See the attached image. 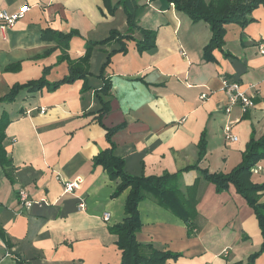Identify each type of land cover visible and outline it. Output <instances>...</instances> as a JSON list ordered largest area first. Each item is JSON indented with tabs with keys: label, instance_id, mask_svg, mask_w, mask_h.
<instances>
[{
	"label": "crops",
	"instance_id": "crops-1",
	"mask_svg": "<svg viewBox=\"0 0 264 264\" xmlns=\"http://www.w3.org/2000/svg\"><path fill=\"white\" fill-rule=\"evenodd\" d=\"M122 1L0 0V11L9 15L26 10L14 27L0 30V98L15 85L67 78L85 57L87 43L104 42L112 32L133 38L96 46L85 79L53 92L24 90L13 103H0V116L9 120L3 142L8 164L0 163V264L121 263L118 237L110 229L124 220L129 191L114 197L120 181L93 163L111 148L107 130L120 127L111 139L115 153L129 175L144 177L196 165L227 174L241 164L251 139L264 136V57L257 48L264 43V7L244 29L226 25L223 50L207 61L204 49L212 38L207 23L193 22L166 0H133L139 30L131 34ZM142 31L155 32L153 50H139ZM72 32L76 36L65 48L61 36ZM224 79L242 85L255 107L244 114L235 105L226 113ZM105 81L111 84L108 97L100 93ZM101 97L110 105L102 125ZM228 124L236 142L225 139ZM203 138L207 152L199 162ZM251 173L254 183L264 184V160ZM57 177L80 178V190L64 194ZM22 189L48 205L24 211L18 200ZM181 191L197 200L195 235L147 198L139 204V243L181 255L167 264H264V251L249 261L264 239L254 210L233 185L218 192L194 169L182 173ZM258 198L264 204V191ZM81 202L84 211L78 209Z\"/></svg>",
	"mask_w": 264,
	"mask_h": 264
},
{
	"label": "trees",
	"instance_id": "trees-1",
	"mask_svg": "<svg viewBox=\"0 0 264 264\" xmlns=\"http://www.w3.org/2000/svg\"><path fill=\"white\" fill-rule=\"evenodd\" d=\"M108 2V0H105ZM169 4H174L177 11L189 16L193 22H205L210 26L212 38L204 49V55L207 61L213 59V53L217 50L222 51L224 47V38L226 34L225 26L229 24L239 25L246 28L253 22L252 14L260 7H264V0H166ZM122 5L127 11L130 33H134L139 28L136 23L135 8L133 0H123ZM129 4L131 6H129ZM143 41L137 44L139 50L151 51L155 48L156 34L153 31H142ZM76 36L72 32L69 35H62L61 42L67 48L69 42ZM131 35L122 36L118 32H112L109 39L101 43H87L86 55L82 61L71 66L70 76L60 82L50 84L45 78L37 81H30L26 84L15 85L10 93L0 98L1 104H11L15 101L17 95L24 90L29 92L42 91L47 88L48 91H56L64 84H73L76 80L85 79L89 75L88 66L93 49L101 44L117 40L122 44L123 41H130ZM119 52L125 53L126 47L121 45ZM229 57V54H226ZM103 66V69L109 63ZM18 66L11 68L17 69ZM103 77V74L100 75ZM84 89L88 87L85 85ZM111 91V84L104 82V87L100 92L108 97ZM100 94V95H101ZM101 109L99 110V123L102 125V119L109 110V102L100 98ZM7 116H0V163L8 164L7 155L3 142L5 140L4 129L8 125ZM119 128L107 130V140L111 148L101 152L94 159V166H101L113 181H120L114 197H119L125 191H129L125 206V218L122 223L112 227L110 232L118 237L117 246L122 253L120 264H167L169 260H177L180 254L157 249L153 244H141L137 241L136 235L142 228L139 214V204L147 198H153L161 207L172 212L179 217L188 228L189 236L195 235L197 227L195 219L197 218L195 196L183 194L181 191V175L190 170L197 169L201 177L216 186L218 192L225 191L230 185H233L238 194L241 195L247 204L254 210L264 239V204H259L258 193L264 191V184H256L252 180L251 170L258 163L264 160V136L260 139L252 138L247 145L243 155V160L239 166L227 174L210 173L208 170L200 169L197 165L188 167L177 174H165L161 177L132 176L125 171V161L115 153V146L111 139ZM207 152V142L203 138L199 144V162L205 157ZM264 251V243L259 252L250 257V263L254 262Z\"/></svg>",
	"mask_w": 264,
	"mask_h": 264
},
{
	"label": "built area",
	"instance_id": "built-area-1",
	"mask_svg": "<svg viewBox=\"0 0 264 264\" xmlns=\"http://www.w3.org/2000/svg\"><path fill=\"white\" fill-rule=\"evenodd\" d=\"M26 10H22V12L14 15H9L4 11H0V30L5 31L9 28L14 27L16 22L22 17ZM258 53L259 55L264 57V43H259L258 46ZM223 88L225 93L229 97V106L226 107L225 112L230 113L231 108L235 105H239L242 112L246 114L249 110L253 109L255 107V101L253 98L249 95L247 90H245L242 85H240L238 82H231L227 79L223 80ZM207 94H203L201 96L202 100L207 99ZM46 110H42L41 113H45ZM224 135L225 139L230 142H236L238 138L233 134V128L232 124H228L224 128ZM60 183L63 184L64 187V194H75L77 190H80L82 180L80 178L74 180V181H64L62 178L57 177L56 178ZM18 200L20 203V206L24 211H30L35 206L43 207L47 206V202L45 201H39L35 202L33 199H31L29 193L22 189L18 192ZM78 209L81 211L85 210V204L81 202L78 206ZM104 219L108 222L110 219V215L106 214L104 216Z\"/></svg>",
	"mask_w": 264,
	"mask_h": 264
},
{
	"label": "rangeland",
	"instance_id": "rangeland-1",
	"mask_svg": "<svg viewBox=\"0 0 264 264\" xmlns=\"http://www.w3.org/2000/svg\"><path fill=\"white\" fill-rule=\"evenodd\" d=\"M0 111H1V107H0Z\"/></svg>",
	"mask_w": 264,
	"mask_h": 264
}]
</instances>
